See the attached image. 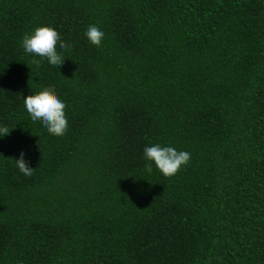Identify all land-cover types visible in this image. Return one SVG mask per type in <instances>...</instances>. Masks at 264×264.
Segmentation results:
<instances>
[{"label":"trees","instance_id":"obj_1","mask_svg":"<svg viewBox=\"0 0 264 264\" xmlns=\"http://www.w3.org/2000/svg\"><path fill=\"white\" fill-rule=\"evenodd\" d=\"M44 25L60 68L20 46ZM0 126V264H264V0H0ZM156 143L188 163L147 172Z\"/></svg>","mask_w":264,"mask_h":264},{"label":"clouds","instance_id":"obj_2","mask_svg":"<svg viewBox=\"0 0 264 264\" xmlns=\"http://www.w3.org/2000/svg\"><path fill=\"white\" fill-rule=\"evenodd\" d=\"M84 36L90 44L99 47L104 32L93 24L88 26ZM20 46L25 54H30L33 57L38 56L53 68H60L64 61L61 54L69 47V45L61 42L58 33L47 25L36 27L30 33H25L21 38ZM34 63L39 65L40 60H34ZM23 105L29 118L38 122L50 135L62 136L66 131L65 104L48 88L24 96ZM8 133L9 130L6 126H0V139H3ZM143 159L145 160L144 168L147 172L151 173L153 166H155L160 174L169 177L174 175L181 166L188 163L190 153L156 143L143 148ZM12 160L19 173L25 178H30L33 175V168L28 166L23 151Z\"/></svg>","mask_w":264,"mask_h":264}]
</instances>
